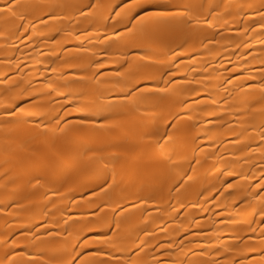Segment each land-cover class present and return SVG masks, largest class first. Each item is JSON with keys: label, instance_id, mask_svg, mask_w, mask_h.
I'll return each instance as SVG.
<instances>
[{"label": "bare ground", "instance_id": "1", "mask_svg": "<svg viewBox=\"0 0 264 264\" xmlns=\"http://www.w3.org/2000/svg\"><path fill=\"white\" fill-rule=\"evenodd\" d=\"M101 261L264 264V0H0V264Z\"/></svg>", "mask_w": 264, "mask_h": 264}, {"label": "snow or ice", "instance_id": "2", "mask_svg": "<svg viewBox=\"0 0 264 264\" xmlns=\"http://www.w3.org/2000/svg\"><path fill=\"white\" fill-rule=\"evenodd\" d=\"M137 7L140 8H144L145 10H147V8L149 7L148 5H137ZM150 14H154V15H158V16H163V15H167V12L164 11H157L155 13H150ZM100 264H105V262L101 261Z\"/></svg>", "mask_w": 264, "mask_h": 264}]
</instances>
